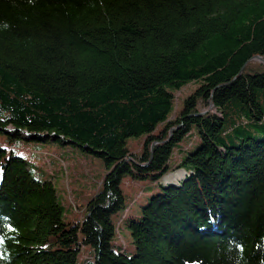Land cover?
Masks as SVG:
<instances>
[{"label":"trees","instance_id":"1","mask_svg":"<svg viewBox=\"0 0 264 264\" xmlns=\"http://www.w3.org/2000/svg\"><path fill=\"white\" fill-rule=\"evenodd\" d=\"M0 135V264H264V0H0ZM19 140L104 161L82 219ZM177 169L123 248L124 178Z\"/></svg>","mask_w":264,"mask_h":264},{"label":"rangeland","instance_id":"2","mask_svg":"<svg viewBox=\"0 0 264 264\" xmlns=\"http://www.w3.org/2000/svg\"><path fill=\"white\" fill-rule=\"evenodd\" d=\"M193 82L175 94V111L182 107L184 99L198 86ZM172 117H175V112ZM7 138L0 135V145H6ZM192 141L184 143V148L193 144ZM140 137L130 138L128 145L141 147ZM14 144V143H13ZM12 146V145H11ZM19 154L30 161V168L35 176L51 180L57 188L59 200L64 205V219L80 220L83 218L88 201L96 194L103 184L107 173L104 161L96 155L72 144H62L57 141L39 142L19 140L12 146ZM194 148V147H192ZM187 153V152H186ZM180 158L175 152L174 160ZM186 175L183 169L165 175L157 182L150 179L136 180L127 176L123 181V190L128 204L127 209L116 216L118 224L117 243L123 248L132 250V236L122 223L126 217L140 215L141 205L154 193L161 190V184L169 181L179 182ZM85 248V247H84ZM91 247L86 246L81 254V260L90 258Z\"/></svg>","mask_w":264,"mask_h":264},{"label":"water","instance_id":"3","mask_svg":"<svg viewBox=\"0 0 264 264\" xmlns=\"http://www.w3.org/2000/svg\"><path fill=\"white\" fill-rule=\"evenodd\" d=\"M257 58L261 59V57H260V56H258Z\"/></svg>","mask_w":264,"mask_h":264}]
</instances>
